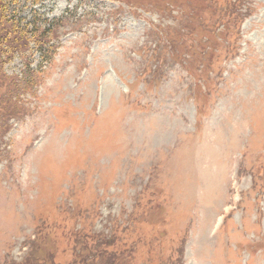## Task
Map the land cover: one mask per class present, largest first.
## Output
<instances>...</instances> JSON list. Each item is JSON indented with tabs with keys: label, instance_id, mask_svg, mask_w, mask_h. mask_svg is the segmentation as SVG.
Segmentation results:
<instances>
[{
	"label": "rangeland",
	"instance_id": "1",
	"mask_svg": "<svg viewBox=\"0 0 264 264\" xmlns=\"http://www.w3.org/2000/svg\"><path fill=\"white\" fill-rule=\"evenodd\" d=\"M9 2L0 264H264V0Z\"/></svg>",
	"mask_w": 264,
	"mask_h": 264
},
{
	"label": "trees",
	"instance_id": "2",
	"mask_svg": "<svg viewBox=\"0 0 264 264\" xmlns=\"http://www.w3.org/2000/svg\"><path fill=\"white\" fill-rule=\"evenodd\" d=\"M241 1L242 0H227V15L239 20L241 13L238 14L237 3ZM244 19L245 18H243L242 21ZM62 21L63 19H60L47 25L40 20H35V22L29 24L20 23L10 14L9 0H0V41L2 45L6 42L4 45L12 52H17L22 48L31 49L40 54L43 62H49L55 50L53 46H50V39L53 38L56 30L62 26ZM30 45L33 47L30 48ZM30 63L28 64L26 73L31 80L34 71L30 69ZM25 80L27 82L26 77Z\"/></svg>",
	"mask_w": 264,
	"mask_h": 264
}]
</instances>
